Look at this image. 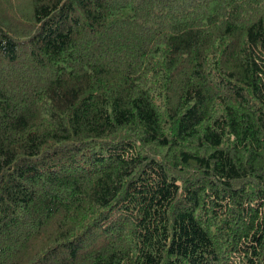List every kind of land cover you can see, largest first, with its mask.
<instances>
[{"label":"trees","instance_id":"1","mask_svg":"<svg viewBox=\"0 0 264 264\" xmlns=\"http://www.w3.org/2000/svg\"><path fill=\"white\" fill-rule=\"evenodd\" d=\"M0 264H264V0H0Z\"/></svg>","mask_w":264,"mask_h":264}]
</instances>
